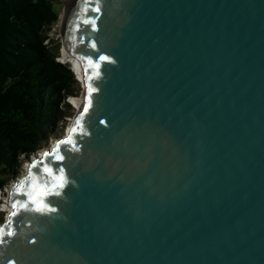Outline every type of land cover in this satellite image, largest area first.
<instances>
[{"label": "water", "instance_id": "obj_1", "mask_svg": "<svg viewBox=\"0 0 264 264\" xmlns=\"http://www.w3.org/2000/svg\"><path fill=\"white\" fill-rule=\"evenodd\" d=\"M67 6L82 105L12 184L0 264H264V0Z\"/></svg>", "mask_w": 264, "mask_h": 264}, {"label": "trees", "instance_id": "obj_2", "mask_svg": "<svg viewBox=\"0 0 264 264\" xmlns=\"http://www.w3.org/2000/svg\"><path fill=\"white\" fill-rule=\"evenodd\" d=\"M63 1L0 0V191L74 114L76 74L50 34Z\"/></svg>", "mask_w": 264, "mask_h": 264}, {"label": "rangeland", "instance_id": "obj_3", "mask_svg": "<svg viewBox=\"0 0 264 264\" xmlns=\"http://www.w3.org/2000/svg\"><path fill=\"white\" fill-rule=\"evenodd\" d=\"M67 0H64L63 2L58 3L57 8L60 11V19L57 23H55L52 26V29L50 31V34L54 40V44L58 47L59 50V56H58V60L62 61L63 63L69 64L71 66V68L74 70L75 74H76V87L78 88V91L76 92V94L74 95H70L66 98L67 102L71 103L73 106V113L72 115H67L65 117V119H63L60 123H58V125L55 126V135L53 138L49 139L48 142L44 145L43 149L46 148L48 145H52L55 143V140L60 137L61 135L65 134L68 129L71 127L74 117L77 114L78 106H79V102L82 98V92H83V85L82 82L79 80V78L81 77L79 72L74 69V65L72 64V62H68V60H66L63 56V50L65 49L64 44H63V39L60 36L61 33V28H62V24H63V20L65 18V13L67 11ZM76 98V101L74 103H72L71 99ZM54 142V143H53ZM40 152V151H37ZM27 160H23L21 167L17 170L19 172V176L16 177V179H11L9 181V183L7 184V187H4L2 189V192H0V224L2 222H4L8 216V210L6 205L8 204V200H9V192L11 190L12 184L19 178L21 177L24 173L27 172V165H28ZM10 207V206H9Z\"/></svg>", "mask_w": 264, "mask_h": 264}, {"label": "bare ground", "instance_id": "obj_4", "mask_svg": "<svg viewBox=\"0 0 264 264\" xmlns=\"http://www.w3.org/2000/svg\"><path fill=\"white\" fill-rule=\"evenodd\" d=\"M72 0H68V4L71 2ZM67 11H68V7H67ZM67 11H66V13H67ZM66 13H65V16H66ZM64 21V20H63ZM63 56H64V58L66 59V60H68V62H72V64L74 65V68L79 72V74H80V78H79V80L82 82V85L84 86L85 85V82H84V78H83V69H82V66H81V63H80V61L77 59V58H75L70 52H68L67 50H66V48L63 50ZM81 105H82V98H81V100H80V102H79V106H78V109H80L81 108ZM54 143V142H53ZM10 206V207H9ZM6 207H7V210L9 211L8 212V216H7V218L9 217V213H10V211L12 210V205H10V200H8V204L6 205ZM6 218V219H7Z\"/></svg>", "mask_w": 264, "mask_h": 264}, {"label": "snow or ice", "instance_id": "obj_5", "mask_svg": "<svg viewBox=\"0 0 264 264\" xmlns=\"http://www.w3.org/2000/svg\"><path fill=\"white\" fill-rule=\"evenodd\" d=\"M96 10L99 11V8H97ZM102 59H107V57H102ZM91 91H94V89H91ZM87 99H88V102L90 103V97H88ZM86 111H87V108H85V112H86ZM78 122H79V118H78ZM60 143H71V140L69 139V140H67V141H60ZM45 155H49V153H46ZM59 159L62 160V159H63V156H60ZM36 163H40V161H37ZM45 171L48 172V173H51L53 170H52L51 168L46 167V168H45ZM61 171H63V170L61 169ZM32 179H33V176H32V175H29L28 177L25 178V180L20 181V182L17 184V186H16V190H17V191L21 190V189L25 186V184H27V182L30 181V180H32ZM61 179H62V177H61ZM34 199H35V198H34ZM22 206L26 207V205H22ZM12 207H13V209H16V207H17V202L14 201L13 204H12ZM37 210H41V209H37ZM16 214H17V213H16L15 211H13L12 215L15 216ZM2 234H3V233H0V235H2ZM7 234H8V235H11V234H13V233L8 232ZM0 242H3V240H0Z\"/></svg>", "mask_w": 264, "mask_h": 264}, {"label": "built area", "instance_id": "obj_6", "mask_svg": "<svg viewBox=\"0 0 264 264\" xmlns=\"http://www.w3.org/2000/svg\"><path fill=\"white\" fill-rule=\"evenodd\" d=\"M0 192H2V190Z\"/></svg>", "mask_w": 264, "mask_h": 264}]
</instances>
